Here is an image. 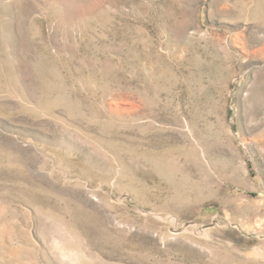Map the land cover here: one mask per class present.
<instances>
[{
    "label": "rangeland",
    "instance_id": "374dc122",
    "mask_svg": "<svg viewBox=\"0 0 264 264\" xmlns=\"http://www.w3.org/2000/svg\"><path fill=\"white\" fill-rule=\"evenodd\" d=\"M0 264H264V0H0Z\"/></svg>",
    "mask_w": 264,
    "mask_h": 264
}]
</instances>
